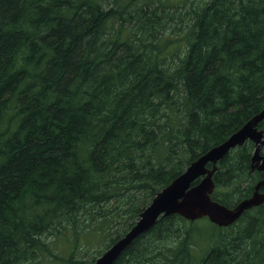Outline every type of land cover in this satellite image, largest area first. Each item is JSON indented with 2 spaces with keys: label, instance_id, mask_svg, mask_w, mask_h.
Masks as SVG:
<instances>
[{
  "label": "trees",
  "instance_id": "1",
  "mask_svg": "<svg viewBox=\"0 0 264 264\" xmlns=\"http://www.w3.org/2000/svg\"><path fill=\"white\" fill-rule=\"evenodd\" d=\"M122 2L0 0V264H40L43 237L88 215L110 248L159 191L264 111V0L190 5V22L181 3L188 21L173 41L159 31L178 19L164 0ZM254 150L247 142L218 164L214 200L252 196L264 179ZM202 219L199 230L159 219L114 264H264V205L228 228Z\"/></svg>",
  "mask_w": 264,
  "mask_h": 264
},
{
  "label": "water",
  "instance_id": "2",
  "mask_svg": "<svg viewBox=\"0 0 264 264\" xmlns=\"http://www.w3.org/2000/svg\"><path fill=\"white\" fill-rule=\"evenodd\" d=\"M262 120L264 111L248 121L226 142L194 161L178 179L159 191L126 236L100 256L95 264H114L120 252L132 240L145 234L161 218L178 215L194 222L207 217L219 227H229L238 222L245 212L263 205L264 179L255 185L251 197L241 200L233 207H227L212 198L216 187L214 174L218 170V164L237 146L253 142L255 150L252 156V170L257 169L264 173V132L258 128ZM209 162L212 169L207 166ZM196 181L198 183L194 184Z\"/></svg>",
  "mask_w": 264,
  "mask_h": 264
},
{
  "label": "rangeland",
  "instance_id": "3",
  "mask_svg": "<svg viewBox=\"0 0 264 264\" xmlns=\"http://www.w3.org/2000/svg\"><path fill=\"white\" fill-rule=\"evenodd\" d=\"M129 0H123V2H128ZM162 1V0H161ZM208 0H164V3L167 5L166 10L169 8L170 11H166L163 13H168L171 17L172 15H177V20L171 21L167 23V27L161 26L159 27V31L163 32L164 34L162 39L165 37H168L169 39L167 41H173L171 37H173L176 33H178L181 28H184L185 26L180 21L181 18L184 19V21H188V19L185 17L186 15L180 12H185L188 14L189 22L192 20L193 15L192 11L195 9L194 7H189L190 5L201 3L204 4ZM122 2V3H123ZM181 3H185L188 7L182 8L179 11L175 10L176 8H179ZM161 15V14H160ZM177 21V22H176ZM176 22V23H175ZM186 44V40H182L180 43V48ZM174 44H171L165 51H168L171 46ZM162 46H164V42L162 43ZM163 49V47H162ZM173 50H171L172 52ZM264 205V204H263ZM263 205H260L262 207ZM194 227L196 230L204 229L206 228V221L203 222L202 220H196ZM209 221V220H208ZM210 222V221H209ZM211 223V222H210ZM187 227H190V224L187 223ZM96 227V224L91 221V216L88 215L85 222H80V224H77L76 227L69 226L65 222L62 223L61 226L57 227L53 235H45L43 238L46 240V245L49 250L48 253L45 255V258L42 260L40 264H69L66 263L63 259L64 257H70L72 256L74 263L72 264H92L94 260L98 259L100 256H102L109 248L105 245L103 242L104 233H96L94 232ZM119 229H123L124 226L120 225L118 226ZM77 228V229H76ZM223 236L230 237L235 232H239V229L235 227L234 229H226L221 231ZM80 237L79 244L77 246H73L72 239L75 236ZM263 238V235L261 236V239ZM145 242L147 245H156V238L152 236H146ZM241 243V242H239ZM53 249V254H50ZM95 263V262H94Z\"/></svg>",
  "mask_w": 264,
  "mask_h": 264
},
{
  "label": "bare ground",
  "instance_id": "4",
  "mask_svg": "<svg viewBox=\"0 0 264 264\" xmlns=\"http://www.w3.org/2000/svg\"><path fill=\"white\" fill-rule=\"evenodd\" d=\"M261 113H262V112H261ZM254 117H255V116H254ZM249 121H250V120H249ZM262 121H264V120H262ZM262 121H261V122H262ZM261 122H260V123H261ZM258 128H259V125H258ZM240 129H241V128H240ZM259 129H260V128H259ZM260 130H261V129H260ZM262 131L264 132V130H262ZM225 142H226V141H225ZM222 144H223V143H222ZM220 145H221V144H220ZM218 146H219V145H218ZM216 147H217V146H216ZM237 147H239V146H237ZM237 147H236V148H237ZM214 148H215V147H214ZM234 149H235V148H234ZM234 149H232V150H234ZM211 150H212V149H211ZM232 150H231V151H232ZM231 151H230V152H231ZM207 153H208V152H207ZM207 153H206V154H207ZM204 155H205V154H204ZM204 155H203V156H204ZM200 158H201V157H200ZM200 158H199V159H200ZM208 164H211V163L209 162ZM208 164H207V166H208ZM187 169H188V168H187ZM187 169H186V170H187ZM181 175H182V174H181ZM181 175H180V176H181ZM180 176H179V177H180ZM179 177H178V178H179ZM178 178H176V179H178ZM176 179H175V180H176ZM200 219H201V218H200ZM153 227H154V226H153ZM150 229H151V228H150ZM150 229H149V230H150ZM149 230H147L146 232H148ZM127 233H128V232H127ZM127 233H126V234H127ZM125 236H126V235H125ZM125 236H124V237H125ZM124 237H123V238H124ZM123 238H121V239H123ZM135 240H136V239L132 240V242H131L126 248H128V247H129V246H130ZM118 241H119V240H118ZM118 241H117V242H118ZM114 246H115V244H113L111 247H114ZM111 247H110V248H111ZM126 248H124V249L120 252V256H121V254L124 252V250H125ZM120 256H119V257H120ZM119 257H118V258H119ZM115 262H116V261H115Z\"/></svg>",
  "mask_w": 264,
  "mask_h": 264
},
{
  "label": "flooded vegetation",
  "instance_id": "5",
  "mask_svg": "<svg viewBox=\"0 0 264 264\" xmlns=\"http://www.w3.org/2000/svg\"><path fill=\"white\" fill-rule=\"evenodd\" d=\"M257 170V169H256ZM263 189V188H262Z\"/></svg>",
  "mask_w": 264,
  "mask_h": 264
}]
</instances>
